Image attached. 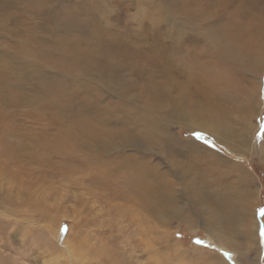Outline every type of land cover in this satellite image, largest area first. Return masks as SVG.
<instances>
[{
  "label": "rangeland",
  "instance_id": "374dc122",
  "mask_svg": "<svg viewBox=\"0 0 264 264\" xmlns=\"http://www.w3.org/2000/svg\"><path fill=\"white\" fill-rule=\"evenodd\" d=\"M263 38L264 0H0V264H54L65 259V243L84 264H109L110 256L123 264H205L195 247L216 264L217 256L264 264V231L257 243L249 226L253 214L264 227V57L242 48ZM219 51L235 54L241 69L217 62ZM151 66L170 70L172 79L152 78ZM159 83L169 87L172 115L188 119L173 118L169 131L225 162L214 166L202 151L171 152L169 140L163 150L143 139L116 149L102 135L81 136L86 106L116 125L130 111L120 89L136 94ZM70 134L76 146L63 142ZM125 157L155 166L152 211L115 198L131 196L136 184L119 177ZM165 172L184 196L176 203L158 185ZM180 173L218 211L216 229L207 228ZM239 203L243 219L230 223ZM209 230L231 234L236 246L224 248Z\"/></svg>",
  "mask_w": 264,
  "mask_h": 264
},
{
  "label": "bare ground",
  "instance_id": "6f19581e",
  "mask_svg": "<svg viewBox=\"0 0 264 264\" xmlns=\"http://www.w3.org/2000/svg\"><path fill=\"white\" fill-rule=\"evenodd\" d=\"M213 1V0H212ZM232 1V0H231ZM156 3V2H155ZM156 6V5H155ZM159 6V5H158ZM192 6V5H191ZM154 8V7H153ZM160 8V7H159ZM162 8V7H161ZM219 8V7H218ZM36 9V8H35ZM155 9V8H154ZM190 9V8H189ZM156 10V9H155ZM145 12V11H144ZM200 12V11H199ZM198 12V13H199ZM143 14V12H141ZM185 13V12H184ZM208 13V12H207ZM146 14V13H145ZM197 14V13H196ZM162 15V14H161ZM165 15V14H164ZM163 15V16H164ZM89 16V15H88ZM158 18V17H157ZM160 19V18H159ZM163 18H161L162 20ZM180 23V21H178ZM187 22V21H186ZM178 23V24H179ZM188 23V22H187ZM185 27V26H184ZM187 27V26H186ZM196 31V30H195ZM107 34V33H106ZM264 41V38H263ZM139 42V40L137 41ZM209 42V41H208ZM214 42H216L214 40ZM222 43V42H221ZM214 44V43H213ZM217 44V43H216ZM246 44V43H245ZM89 46V45H88ZM234 47V46H233ZM251 49H255L254 54H257V59H262L264 56V43L262 42V40H258V42L253 43V45L251 44H247V45H242V48H250ZM96 50V49H95ZM227 50V49H226ZM230 50V49H229ZM214 52V51H213ZM227 52V51H226ZM111 53V52H110ZM160 53V52H159ZM227 53H220L217 52L216 56L218 58L217 62L221 63V62H228L230 64V70L233 71L235 70V67L239 69H241L240 65L238 66V60L234 57L235 54H229V55H225ZM253 54V55H254ZM215 56V55H214ZM254 57V56H253ZM100 58V57H99ZM234 58V60H233ZM213 59V58H212ZM254 59V58H253ZM209 60V59H208ZM216 60V59H215ZM257 61V60H256ZM227 63V64H228ZM208 63H204V65H207ZM212 64V63H211ZM103 65V64H101ZM108 65V64H107ZM257 66V64H256ZM261 66V65H260ZM251 69V71L253 72V70L251 67H249ZM106 69V68H105ZM145 69V68H144ZM143 69V70H144ZM149 69V68H148ZM151 70L148 72H150L149 74H151L152 78H154L155 74H164L167 77V82L169 80L172 79L173 75L171 73L170 70L166 69L160 71L159 69H157L154 66H151L150 68ZM233 69V70H232ZM257 69V68H256ZM258 72H256L257 75ZM253 74V73H252ZM119 76V75H118ZM165 77V78H166ZM189 78V77H188ZM104 78H102L99 81H102L101 85L103 87H105V90H108L109 88V83L104 82L103 80ZM120 79V78H119ZM124 80V79H123ZM127 80V79H126ZM211 80V79H210ZM113 81V80H112ZM174 81V80H173ZM207 81V80H206ZM260 81V80H259ZM163 82V81H161ZM165 82V81H164ZM125 83V82H124ZM129 81L126 82V84H128ZM132 83V82H130ZM153 84H156V82H152ZM171 83V82H170ZM175 83V81H174ZM160 87L158 89H153V87L147 85L143 88V90L141 92H139L141 94V98L139 97V93L138 95H136L135 93L132 94L131 92L126 93L123 89H120V94H122V96H125L127 98V102H125V105H128L127 108L130 109V111H128L129 115H121L120 119L117 118V121L115 120V122H117L118 124L116 125H112L109 120L108 117H100L98 114V110L97 109H93V111H90V107L86 106L84 111L86 109H88V113L84 114V115H88L86 117V120L84 121V130L81 131V136H87L88 138L93 137L94 139L96 138V136L98 135H102V137L104 136L105 139H108L109 142L112 147L114 146H124L125 143L128 144H132L133 142H137L138 139H143L145 140V143L150 142L152 144H157V143H161L162 145V149H168L171 152H175V153H180L182 152V154L184 153H190V152H197L200 153L202 151V153H206V157L207 160H211L213 163L212 165L214 166H218L220 165L222 162H225V158L224 157H219V153H217L216 151L205 147L202 144H199L197 142H183L181 140H178L174 134L171 133V131H169V127L172 124L173 118H179L180 120H185L188 121L187 117L185 115H181V113H179L180 115H172L175 112V108H177L175 106V104H171V100H170V96H169V87L166 89V87L164 86L163 83H159ZM92 85V84H90ZM100 85V86H101ZM129 85V84H128ZM127 85V86H128ZM158 85V84H157ZM95 87V89L98 91L99 90H103V88L100 89L97 87V84L93 85ZM118 86V85H117ZM132 86V85H131ZM134 87V86H133ZM90 88V87H89ZM127 88V87H126ZM172 88V87H171ZM170 88V89H171ZM180 88V87H179ZM257 88V87H256ZM92 89V88H91ZM258 89V88H257ZM103 90V91H105ZM110 90V89H109ZM113 90H119L114 88L113 86ZM128 90V89H127ZM179 91V90H177ZM56 93V92H55ZM179 93V92H178ZM177 93V94H178ZM101 94V92H100ZM61 95V94H60ZM68 97V95H67ZM70 97V95H69ZM90 97V95H89ZM121 97V96H119ZM174 97V95H173ZM176 97V95H175ZM178 97V95H177ZM72 98V97H70ZM180 98V97H179ZM168 99V100H167ZM177 99V98H176ZM158 100H160V104L157 102ZM118 102V100H117ZM183 102V101H182ZM177 102L176 104L179 105ZM120 105H118V109L121 110V107H123V105L119 102ZM116 106V105H115ZM83 107V106H82ZM117 107V106H116ZM115 108V107H114ZM126 108V109H127ZM50 109V108H49ZM123 109V108H122ZM125 109V108H124ZM79 110V109H78ZM172 110V112L170 113V111ZM104 111V110H103ZM122 111V110H121ZM66 112V111H65ZM79 112V111H77ZM100 112V111H99ZM123 113V112H122ZM184 112H182L183 114ZM67 114H71L70 112H67ZM78 114V113H77ZM127 114V113H126ZM66 115V114H65ZM102 115H108V111H105ZM74 116V115H73ZM185 116V117H184ZM74 118V117H73ZM82 118V117H81ZM182 118V119H181ZM75 119V118H74ZM79 119V118H78ZM187 119V120H186ZM73 120V119H72ZM177 121V120H176ZM212 121V120H211ZM64 122V121H63ZM60 123V122H59ZM78 123V122H77ZM62 124V123H61ZM83 124H81L80 126H82ZM86 125V126H85ZM89 128H86L88 127ZM139 127V128H138ZM211 127V126H210ZM209 128V127H207ZM136 129V130H133ZM211 130V129H209ZM74 133V131H72ZM71 135V134H70ZM67 138H65V140L63 142H69V143H73V146H76V144L78 143V140H76L74 134L71 135ZM101 137V136H99ZM97 140V139H96ZM166 140H169V147L165 146V142ZM193 140V139H192ZM68 144V143H67ZM66 144V145H67ZM71 144L69 146H71ZM136 144V143H135ZM143 144V143H142ZM134 146V145H133ZM171 146V147H170ZM114 147V148H116ZM137 147V146H136ZM160 147V146H159ZM168 147V148H167ZM91 148V147H89ZM75 149V148H74ZM73 149V150H74ZM117 149V148H116ZM55 150V149H54ZM97 150V149H96ZM69 151V150H68ZM95 151V150H94ZM140 151V150H138ZM30 153V152H29ZM91 154V153H90ZM262 154V153H261ZM65 157V156H64ZM88 162L90 163H95L98 160V156L96 155H88ZM196 158V157H195ZM221 158V159H220ZM262 160L264 161V153L261 155ZM72 159V158H71ZM194 159V158H193ZM217 159V160H215ZM105 161V160H104ZM205 162V161H204ZM107 163V162H105ZM142 163V162H141ZM140 162H134V164L132 163L131 159L128 157H125V163H124V167H125V172H121V174H119V177L121 175H126L125 178L127 177L129 185H135L134 186H130L131 187V196L125 197V196H115V198L117 199H123L127 202L133 203L135 206H137V208L142 209L144 208L145 210H151L153 209V205H154V199H153V195L151 193H154V185L152 181L155 180V166H146L142 165ZM88 164V163H87ZM155 165V164H154ZM117 167V168H116ZM89 168V167H88ZM114 168H116L115 171L111 170V174H116L115 172H118L119 168L118 166H115ZM112 168V169H114ZM141 168V169H140ZM136 169V171H135ZM158 169V168H157ZM156 169V170H157ZM187 170H189L188 168H186ZM106 168L102 169L103 172H106ZM131 170H134V173H130ZM138 170H141L140 172ZM187 170H182L185 174H189V172ZM158 173V172H157ZM161 174V173H160ZM159 174V175H160ZM176 175V174H175ZM174 175V176H175ZM176 179H182V181H186L185 175L180 173V176H175ZM190 178V177H188ZM159 179V178H158ZM101 180V179H100ZM150 180V181H148ZM169 179H168V175L167 173H162L159 181V186L161 188V190H164L163 192H167V193H173L170 196V201L176 203L179 199H183L184 196H180V198L178 197V195H176L174 193V191H172V189L169 187ZM190 181V180H189ZM116 183L118 187H120L121 182H119L118 180H116ZM186 183H188V181H186ZM157 184V183H156ZM174 184V183H173ZM190 183L186 184V190L191 193V195L193 197H196V202H197V206L199 208L200 211H202V213L206 216V224H208L207 228H214L216 229L215 226H212L213 224L217 223L218 218H214L218 217V211H215L214 208L212 207V203L208 202L206 200L205 197L201 196V190L196 187L194 184L193 185H189ZM157 185V186H158ZM159 186H158V190H159ZM173 187V186H172ZM160 191V190H159ZM158 191V193H159ZM161 192V191H160ZM157 193V192H156ZM170 193V194H171ZM163 195V194H161ZM167 195V194H166ZM164 196V195H163ZM169 197V195H168ZM125 198V199H124ZM164 198V197H163ZM159 200V199H158ZM164 200V199H163ZM167 201V200H166ZM164 201V202H166ZM163 202V201H162ZM182 202V201H181ZM157 203V201L155 202V204ZM184 203V202H183ZM188 203V202H187ZM251 204V203H250ZM185 205V204H184ZM190 205V204H189ZM195 205V204H194ZM194 207V206H193ZM162 209V213L168 212L169 207H167L166 203L165 205L162 204V206L160 207ZM159 208V209H160ZM190 208V207H189ZM233 208V207H232ZM2 212L4 209H1ZM157 210V209H156ZM155 210V211H156ZM175 210V209H174ZM245 209H243V205L242 203H239V205L235 204L234 205V211L236 212L233 214V217L228 216V218L230 217V223H232V220H238L241 221L243 218L240 216H238V214H242L243 211ZM250 210V209H249ZM255 210V209H254ZM150 212V211H149ZM4 213V212H3ZM6 214V213H5ZM175 214V212L173 213V215ZM178 214V213H177ZM168 215V214H167ZM166 214H164L165 217H167ZM238 216V217H237ZM249 226L252 227V231L250 236L255 238V241L257 243H262V242H258L261 241L263 238H261V233L263 230L264 231V227L262 228L256 221H255V216L252 214L249 218ZM218 230V229H217ZM249 230V229H248ZM247 230V232H248ZM209 233H212V237L215 238V242L218 243L219 245H223L224 248L227 249H232L234 248L236 245L234 243V236H232L231 234L229 235V237H223V235H219L216 234L215 231H208ZM218 232V231H217ZM222 232V231H221ZM246 232V233H247ZM57 234V233H55ZM233 234V233H232ZM245 234V233H243ZM235 235V234H234ZM239 235L238 233H236V236ZM246 235V234H245ZM264 235V234H263ZM238 243V242H237ZM60 245V244H59ZM219 247V246H218ZM104 248V247H102ZM106 248V247H105ZM195 252L197 251V253H200V255L197 258H200L201 260H204L205 264H216L212 261L207 260L209 257H207V255L205 254V252L203 251L202 248L199 247H195ZM101 249V248H100ZM150 249V248H149ZM89 250V248L87 249ZM107 250V249H106ZM200 250V251H199ZM90 251V250H89ZM86 251V252H89ZM235 251V250H234ZM59 252V251H58ZM237 252V251H236ZM57 253V252H56ZM60 253L62 254V256H64L65 259L62 260H55L54 264H84L82 263V261H79L80 258L83 255H80L79 253L76 252L75 249H73V247L71 245L68 244H62V249L60 251ZM100 253V252H99ZM157 252H155L156 255ZM84 254V253H83ZM151 254V253H150ZM58 255V254H57ZM85 255V254H84ZM94 257V256H93ZM148 257L150 258L151 256L148 255ZM157 257V255H156ZM242 257V256H241ZM54 258V257H53ZM89 259H92L91 257H88ZM95 258V257H94ZM107 258V257H105ZM110 258V259H109ZM216 258V262L217 264H239L235 261L232 260H228V259H224L221 257H214ZM245 258V257H243ZM256 258V257H255ZM112 256L108 257L109 260V264H123L122 262L118 263V261H111ZM211 259V258H210ZM213 259V258H212ZM247 260V258H245ZM83 260V259H82ZM87 260V259H85ZM93 260V259H92ZM96 261V262H94ZM156 261V260H155ZM45 262V261H44ZM53 262V261H52ZM92 264H97L98 261L97 260H93ZM251 262V261H250ZM249 261H247V264L250 263ZM252 262H256L255 260H253ZM105 264V263H104Z\"/></svg>",
  "mask_w": 264,
  "mask_h": 264
}]
</instances>
